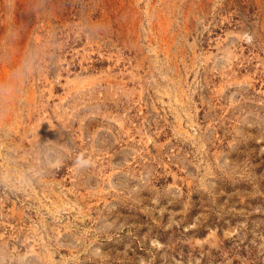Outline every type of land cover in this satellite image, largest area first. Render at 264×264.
Returning <instances> with one entry per match:
<instances>
[{
    "label": "rangeland",
    "instance_id": "obj_1",
    "mask_svg": "<svg viewBox=\"0 0 264 264\" xmlns=\"http://www.w3.org/2000/svg\"><path fill=\"white\" fill-rule=\"evenodd\" d=\"M0 264H264V0H0Z\"/></svg>",
    "mask_w": 264,
    "mask_h": 264
}]
</instances>
